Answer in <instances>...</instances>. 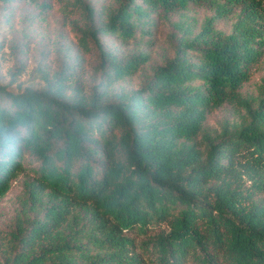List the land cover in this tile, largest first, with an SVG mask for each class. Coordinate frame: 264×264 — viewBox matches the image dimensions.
Here are the masks:
<instances>
[{"label":"trees","instance_id":"obj_1","mask_svg":"<svg viewBox=\"0 0 264 264\" xmlns=\"http://www.w3.org/2000/svg\"><path fill=\"white\" fill-rule=\"evenodd\" d=\"M22 1L40 0H0ZM81 3L80 41L102 73L89 93L69 51L60 69L38 67L37 86L11 89L22 65L0 80V200L24 186L0 264H264V0H117L98 24ZM192 5L213 14L199 31L178 21L173 56L116 91L150 61L155 15ZM100 33L139 49L119 56ZM227 105L240 118L210 126Z\"/></svg>","mask_w":264,"mask_h":264},{"label":"rangeland","instance_id":"obj_2","mask_svg":"<svg viewBox=\"0 0 264 264\" xmlns=\"http://www.w3.org/2000/svg\"><path fill=\"white\" fill-rule=\"evenodd\" d=\"M81 2L90 4L95 9L97 24L101 11H106L108 5L117 4V0H40L22 1L13 5L0 2V80L5 84L10 83L12 73L18 70L17 66L22 65L24 72L19 75L18 81L11 85V89L17 91L19 83L23 86H37L40 80L38 67L60 69L65 53L69 51L80 56L82 65L77 67L81 73L80 85L89 93L92 87L100 82L102 73L98 69L100 55L95 44L90 42L85 48L80 41L82 30L88 22ZM212 14L213 11L205 6L192 5L188 10L175 12L170 16L155 15L154 28L149 35L150 41L143 45L151 52L150 61L133 77L116 82L115 90L140 88L147 82L157 65L163 64L166 58L173 56L175 36L179 34L176 28L178 21L190 22L196 31H199L205 17ZM215 27L228 31L231 20H218ZM99 36L105 48L115 51L119 56H130L139 49L137 40L123 41L118 36L103 33ZM261 76L262 71H253L250 81L243 88L245 94L257 93ZM239 118L237 110L227 105L213 112L208 124L220 127L228 119L231 121ZM23 192V177H20L0 200V236L10 229L15 221ZM159 230L155 228L153 233ZM136 237L139 244L143 237Z\"/></svg>","mask_w":264,"mask_h":264}]
</instances>
